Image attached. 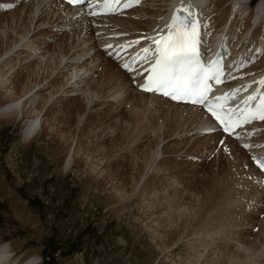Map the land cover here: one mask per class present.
Returning <instances> with one entry per match:
<instances>
[{"label": "rangeland", "instance_id": "rangeland-1", "mask_svg": "<svg viewBox=\"0 0 264 264\" xmlns=\"http://www.w3.org/2000/svg\"><path fill=\"white\" fill-rule=\"evenodd\" d=\"M30 2L0 15V49L7 53L0 62V72L7 69L6 80L0 81V104L20 94L28 81L46 80L27 99H33L34 107H44L43 130L34 138L23 139L25 117L0 118V239L17 245L13 257L33 253L39 256L38 264H264V216L246 208L249 198L257 202L256 196L239 183L243 174L228 168V151L201 156L208 138L182 139L186 131L174 134L165 107L153 105L155 112L150 109L148 117L146 99L134 90L121 96L122 101L128 97L140 102L131 113L130 104L107 97L111 86L103 84L102 76L100 90L95 83L92 89L97 88L99 99L86 105L82 91L92 86L105 63L90 50L93 63H87L92 60L88 53L74 59L77 65L91 67L89 76L61 88L55 77L62 78L73 66L66 67L67 61L81 36L77 40L67 31L51 30L49 25L58 24L52 7L41 5L31 15ZM49 36L54 40L45 42ZM28 41L40 49L28 47ZM65 49L66 61L58 64ZM39 56L45 67L56 64L51 75L32 72ZM17 73L25 80L21 86H16ZM52 77L57 81L48 83ZM192 136L198 141L194 146ZM68 154L73 161L63 171ZM210 210L214 216L209 220ZM200 213L202 222L197 223Z\"/></svg>", "mask_w": 264, "mask_h": 264}, {"label": "bare ground", "instance_id": "bare-ground-1", "mask_svg": "<svg viewBox=\"0 0 264 264\" xmlns=\"http://www.w3.org/2000/svg\"><path fill=\"white\" fill-rule=\"evenodd\" d=\"M33 1V3L32 4H29V12L31 13V15H33V11H35V9H37V11L39 10H41L42 8H40L41 7V5L43 4V7L44 6H46V3H44V1H47V0H38L36 3L34 2V0H32ZM169 1L170 0H151V1H149L148 3L150 4V6L149 7H146V8H144V7H140V8H137V9H135L133 12H136L135 13V15H139L140 16V18H138V19H134V18H130V17H127V18H118V17H110L109 19L110 20H112V21H116L120 26H122V27H124L125 29H127V30H132V31H135V32H142L143 30H147V29H149V28H152L156 23H157V21H158V19L160 18V16L164 13V11L166 10V7H167V5L169 4ZM200 1V0H199ZM205 1L206 0H204V2H203V4L205 3ZM227 1L228 0H215V7H214V9L213 10H221L220 11V13L217 15V17L219 18L220 16H222V19H221V23H224L225 22V20L228 18V15H229V12H230V9H231V7H232V5H234L233 6V9H235L234 10V12L236 11V10H239L240 11V13H241V15L243 16L244 14H242L243 12L241 11V9L239 8V7H243L242 6V2H246V0H231V2L232 3H227ZM251 1H253V0H250V2H249V6H251L250 7V12H249V14L248 15H246V16H244V17H246L247 18V22L245 23V26H244V28H247L248 29V27H249V25L251 24V20L253 19L254 21H255V18L256 19H258V17L260 18H262L263 19V21H264V0H259V1H256L255 3H254V6L253 5H251L252 4V2ZM53 2L57 5V7L59 6V7H62V5L58 2V1H55V0H53ZM31 3V2H30ZM227 3V4H226ZM202 4V5H203ZM249 6L248 5H245L243 8H249ZM49 7V6H48ZM50 7H52V6H50ZM58 7V8H59ZM64 8V7H63ZM73 10H76V9H73ZM68 11H71V10H67V12H66V14L68 13ZM57 12H58V10H56V9H53V7H52V13H53V15L55 14L56 15V18L54 19V21H57V19H59L60 17H63L60 13H58L57 14ZM53 15L51 16V17H53ZM50 17V18H51ZM145 17H147V19H144ZM72 18H74V17H72ZM82 19H86V17H82ZM43 22V21H42ZM53 23H55V22H53ZM264 23V22H263ZM51 24V23H50ZM81 25H80V27L77 29V27H75V28H73V29H71L69 32L67 31V34H69V33H71V34H73V36L74 37H76L77 38V40L79 39V37L80 36H82L83 34H82V31H83V29H85V26H84V28H83V23H80ZM56 25V24H55ZM264 26V25H263ZM35 27H37L36 25L34 26V28ZM259 27H260V25H259ZM87 28V27H86ZM260 29V28H259ZM57 33V32H56ZM135 35L137 34V33H134ZM215 37H217V34L215 33V34H213ZM72 36V37H73ZM23 37V36H22ZM86 37V36H85ZM22 40V39H21ZM217 40V39H216ZM79 41H81L78 45H76L75 46V44H72V47L71 48H73V51H74V54H73V56L71 57V60H69V61H67V63L69 62L70 64L69 65H67L66 67H69L70 65H73L71 68H69V69H65L64 70V74H63V77L62 78H60V77H55L56 79H60V81L59 82H57L58 83V85L59 86H61V88H62V86H64V85H66L67 83H75L76 81L78 82V80H79V82L80 81H83V78H86V77H88L89 75H87L88 74V72L91 70V67H86V65L84 64V65H80V64H76L75 63V61H74V59H79L80 58V56L81 55H85L86 53H88L89 52V50H83V49H81L82 48V46L81 45H84L85 44V41L84 40H79ZM78 41V42H79ZM46 42H48L47 40H46ZM63 42V41H62ZM74 42H76L75 40H73V43ZM10 45V44H9ZM28 47H32V48H39L40 49V47L39 46H37V45H33L31 42H27V44H26ZM213 45L214 46H217L218 45V42L217 43H213ZM15 46L16 45H13L12 46V48H11V50L13 49V48H15ZM77 46H79L80 48H78V49H75V47H77ZM68 49H70V47H68ZM68 49H65V50H67L66 51V53L65 54H62V53H60V59H58V61H57V63L59 64V62L60 61H66V59H64L65 58V55L68 53ZM4 50L5 49H0V55L4 52ZM64 50V51H65ZM79 50V51H78ZM63 51V52H64ZM6 52V51H5ZM4 52V54L3 55H1L0 56V62L3 60V58L4 57H6L5 55H7V53H5ZM31 52H33V50H31ZM34 52H36V51H34ZM72 53V52H71ZM70 53V54H71ZM30 56H34L33 54H31ZM85 57V56H84ZM43 56H39V57H37V59H38V62L36 63V65H33V64H35L34 62H32L33 64L31 65V66H33V68L35 67V69L32 71V72H35V74H39V72H42V74L43 73H45V75L47 76V74H48V76L49 75H51L52 74V72H51V70H52V68H54L55 66H56V64L54 65V67H52L51 69L48 67V66H46L45 67V61L44 62H42V60H43ZM28 59H30V58H28ZM104 59V58H103ZM103 59H102V61H103ZM96 60V59H95ZM8 62V61H7ZM5 63V65H7L8 63ZM94 62V59L92 58V60H89V61H87V63L88 64H91V63H93ZM262 62H264V56L262 57ZM3 63V62H2ZM10 64H8L9 66H13V65H11V62H9ZM74 63V64H73ZM78 63V62H77ZM44 65V66H43ZM43 66V67H42ZM94 66V65H93ZM95 66H96V64H95ZM29 67V66H28ZM27 67V68H28ZM32 68V67H31ZM2 69V68H1ZM1 69H0V71H1ZM43 71H42V70ZM68 70V71H67ZM101 72V74L99 73L98 75H99V79L97 78V77H95V79H92L93 81H91V83H92V86H90V85H88V87L87 88H84V90L82 91V92H86V94L84 95V97L86 98V99H84V101H85V103H86V105H87V103H91L95 98H98L99 99V97H98V95H96V94H98V93H96V92H98L99 90H100V88L99 87H97L98 86V81H101L100 80V77L102 76L103 77V84H105V85H110L111 87H110V89H109V92L108 93H110L109 95H108V93H107V97H111V96H113V97H119V99H121V96L123 95V94H125L124 92L126 91V88H129V89H131V90H134L135 91V94L136 95H138L140 98H144V99H146L147 97H149L150 95L149 94H147V93H142V92H139V91H137L136 90V88L135 87H133V86H131V84H130V81H129V83H128V81H127V78H128V76H127V74L124 72V71H122V70H120L117 66H116V64L114 63V62H112L110 59H106L105 60V63H103L102 64V70H100ZM2 72H3V70H2ZM6 72H7V69H6V71L5 72H3V73H1L0 72V81L1 82H3L4 81V78H5V80H6ZM31 72V71H30ZM22 73V72H21ZM101 77V78H102ZM16 80L18 81V83H17V81L15 82V83H17L16 84V86L17 85H20V84H22L23 83V81L22 80H24L23 79V77H22V75H20L19 73H17V75H16ZM53 79V77L52 78H49V80L47 81L48 83L51 81V83L52 82H55V81H57L56 79ZM244 78H246V76H244ZM52 79H53V81H52ZM87 80V79H86ZM25 81V80H24ZM127 81V82H126ZM78 82V83H79ZM86 83H87V81H86ZM97 84L96 85V87L98 88V91H97V88L95 89L96 90V92L94 93H92V91L94 90L93 88L95 87V84ZM3 84V83H2ZM2 84H0V85H2ZM5 84V83H4ZM27 84V85H26ZM46 84V80L44 79V81H42L40 84L39 83H37L35 80L34 81H28V83H25V85L26 86H28L27 88L25 87V88H23V93L21 92L20 94H17V92H16V95H14L12 98H10V99H8L7 101H5V102H3L2 104H0V118L2 119V117H5L6 119H4V121H8V120H11V119H15V118H26L25 119V121H24V128H23V139L24 140H30V139H32V138H34L38 133H39V129L41 128L42 130H43V127H42V118H41V112H42V110H43V108H39V107H37V106H33V99L32 100H30V101H28L27 99H29L30 97H31V95H32V92H33V90L32 89H35L37 86V89H36V91L37 90H39L41 87H43L44 85ZM101 84H102V82H101ZM39 85H41V86H39ZM69 85H71V84H69ZM100 85V84H99ZM15 86V85H14ZM21 86V85H20ZM104 86V85H103ZM127 86V87H126ZM1 87V86H0ZM77 87V86H76ZM76 87H73L72 89H69V91H71V90H74V88H76ZM109 87V86H108ZM18 89V88H17ZM93 89V90H92ZM25 90V91H24ZM113 90V91H112ZM21 91V90H20ZM19 91V92H20ZM35 91V90H34ZM112 92V93H111ZM91 93V94H90ZM100 93V92H99ZM90 94V95H89ZM9 95H12V93H10ZM126 95V94H125ZM9 97V96H8ZM106 97V98H107ZM112 97V98H113ZM127 97V96H126ZM133 97V96H132ZM137 97V96H136ZM146 97V98H145ZM152 97V96H151ZM111 98V99H112ZM128 98V97H127ZM126 98V100H123L122 101V99H121V103L123 102V105L125 106V104H127L128 106H129V104L132 106L131 107V110H132V112L131 113H133V114H135V112L137 111V109H138V107H139V105L138 104H140V102H136V101H130V99L128 100ZM152 98H154V99H159V101H160V105L161 106H164L165 107V112H164V115H165V119H168L169 120V122H170V125H171V131L174 133V134H176V133H178V132H192V131H194V129H195V127L198 125V123H200V119H201V117L199 116V114L196 112V109L195 108H193V107H191V106H189V105H182V104H174V103H171V102H169V101H167V100H165V99H162V98H160V97H157V96H155V97H152ZM109 99L110 98H108L107 100L109 101ZM118 99V98H117ZM138 99V98H137ZM44 100V99H43ZM46 100V99H45ZM87 100V101H86ZM97 100V99H96ZM116 100V99H115ZM128 100V101H127ZM81 101V100H80ZM146 101H147V99H146ZM146 101L143 103V107H144V109L145 110H147V112L149 113L147 116L149 117L150 115H151V112L149 111L150 109H151V111H153V113L155 112V108L153 107V102L152 101H150V102H148V103H146ZM83 102V101H82ZM94 102V101H93ZM161 102H163V103H161ZM79 103V102H78ZM138 106V107H137ZM159 106V105H158ZM31 107V108H30ZM71 108V107H70ZM164 110V109H163ZM42 116H43V114H42ZM142 116V115H141ZM113 118V117H112ZM97 119V118H96ZM92 122V121H91ZM44 124H46V123H44ZM194 124V125H193ZM262 124H264V123H262ZM201 126H203V125H201ZM50 128H51V126H50ZM53 128V127H52ZM49 129V128H48ZM93 129V128H92ZM95 130V129H94ZM45 132H47V130H45ZM84 132V131H83ZM46 134V133H45ZM83 135V134H82ZM192 135H196V133H193ZM197 136V135H196ZM218 136V135H217ZM203 138H206V136H202ZM210 137H213V138H215V139H217L216 137H214L213 135H208L207 136V138L208 139H210ZM219 137V136H218ZM194 138V139H193ZM206 138V139H207ZM220 138V137H219ZM218 138V139H219ZM186 139H188V138H186ZM192 139L194 140L192 143H194L193 144V146L195 145V144H197V139L195 138V136L193 137L192 136ZM252 138H248L247 137V140L253 145V142H251L250 140H251ZM260 141H263L264 140V136H262L261 137V139H259ZM200 141V140H199ZM226 141L228 142V143H225L226 144V147L228 148V153H229V155L227 156V161L229 160V163L228 164H230L229 165V169H230V166L231 167H235V170H236V173L238 174H241V176H242V174H243V176H244V173H245V175L246 176H242V179H241V181L240 180H238L239 181V183L241 182L242 183V185H246V186H248L249 188L248 189H250V190H252V192H253V194L256 196V198H255V201H258L259 199H260V197H263V195L261 196V193H264V191H259V190H257L256 188H258V186L260 185L261 186V184H260V179H256V177H254V174H257V172L255 171V169L251 166V163H250V161H249V156H248V160L246 159V154H247V152L244 150V149H242L239 145H238V143H236V142H234V141H232L231 139H229V138H226ZM205 142V140L202 142V143H204ZM206 143V142H205ZM91 144V143H90ZM113 144H114V142H113ZM71 145V144H70ZM199 145V144H198ZM200 145H201V143H200ZM182 146V145H181ZM66 150V149H65ZM122 150V149H121ZM156 151V150H155ZM154 154V153H153ZM225 154H226V152H225ZM158 155V154H157ZM76 156V155H75ZM226 157V156H225ZM100 160V159H99ZM64 162H63V166H62V170L63 171H65L66 170V168H68L69 166H71V163H72V161H73V159H72V157L70 156V154H68V157L66 158V159H64L63 160ZM243 161H244V163H243ZM226 164H227V162H226ZM223 165V164H222ZM241 165H247V168H248V170L246 171V170H244V169H241ZM93 167H95L94 165H93ZM249 167H251V170H252V172H251V170H250V168ZM90 168H92V166L90 167ZM89 168V169H90ZM226 168V167H225ZM227 168V169H228ZM95 169V168H94ZM228 169V170H229ZM227 170V171H228ZM90 171H92V170H90ZM89 171V172H90ZM231 170H229V172H230ZM95 172V171H94ZM235 172V171H234ZM233 172V173H234ZM251 173H252V175H251ZM248 175H251L253 178H255V180L254 179H248ZM225 177V176H224ZM240 177V176H239ZM226 178V177H225ZM243 178H245V179H243ZM254 180V181H253ZM238 181H236V184L238 183ZM112 183V182H111ZM239 185V184H238ZM237 185V186H238ZM241 185V184H240ZM215 186H216V184H215ZM246 186H244L245 188H246ZM213 187L214 186H212V190H214L213 189ZM120 190V189H119ZM239 190V189H238ZM195 191V190H194ZM226 191V190H225ZM231 191V190H230ZM229 191V192H230ZM245 191H247V189L245 190ZM249 191V190H248ZM255 191H257V192H255ZM209 192V191H208ZM212 192V191H211ZM232 192V191H231ZM214 193V192H213ZM216 193V192H215ZM250 193V192H249ZM216 195V194H215ZM214 195V196H215ZM203 196V195H202ZM213 196V195H212ZM205 197V196H204ZM206 198V197H205ZM216 198V197H215ZM218 200V199H217ZM232 200V199H231ZM172 204V203H171ZM211 204V203H210ZM220 204V203H219ZM178 205V204H177ZM177 205H175V206H177ZM214 205V204H213ZM179 206V205H178ZM216 206V205H215ZM182 207V206H181ZM194 207V206H193ZM195 207H196V205H195ZM199 207H201V205L199 206ZM218 207H219V205H218ZM176 208V207H175ZM202 208V207H201ZM196 209V208H195ZM149 210V209H148ZM147 210V211H148ZM202 210H204V208L202 209ZM153 212V211H152ZM196 212V211H195ZM206 212H208V211H206ZM215 212V211H214ZM170 213V212H169ZM225 213V212H224ZM228 213V212H227ZM151 214V213H150ZM160 214H162V213H160ZM167 213H165V215H166ZM201 214V213H200ZM206 214V213H205ZM217 214V213H216ZM149 215V214H148ZM171 215V213L170 214H167V217H169ZM173 215H174V212H173ZM190 215H192V213L190 214ZM202 215L203 214H201V217H200V219L197 221V223L199 222V223H201L202 222V220H201V218H202ZM220 215V214H219ZM157 216V215H156ZM160 216V215H159ZM183 216V215H182ZM214 216V213H213V210H210L209 211V213H208V219L210 220V218H212ZM216 216V215H215ZM149 217V216H148ZM170 217H172V216H170ZM169 217V218H170ZM174 217V216H173ZM190 217H192V216H190ZM204 217V216H203ZM207 217V216H206ZM217 217V216H216ZM199 218V217H198ZM219 218V217H218ZM182 220H184L183 218H182ZM189 220V219H188ZM187 220V221H188ZM192 220V219H191ZM168 221V220H167ZM185 221V220H184ZM190 221V220H189ZM188 221V222H189ZM170 222V221H169ZM187 222V223H188ZM191 222V221H190ZM205 222V221H204ZM204 222H203V224H204ZM171 223V222H170ZM173 223V222H172ZM185 223L186 222H184V228H185ZM192 223H193V220H192ZM196 223V222H195ZM165 224V223H164ZM174 224V223H173ZM187 225V224H186ZM205 225V224H204ZM188 226H190V225H188ZM194 227V226H193ZM171 228V227H170ZM180 228V227H179ZM183 228V227H182ZM185 230V229H184ZM186 231V230H185ZM215 233V232H214ZM17 244V243H16ZM19 246V245H18ZM240 247V246H239ZM16 248H17V245H15V243L14 244H11V243H8V242H3V241H1V239H0V264H38V259H39V256L38 255H36V254H33V253H27V254H24V255H22V256H17L16 255V257H12V258H10L9 256H11L12 255V253L14 254V252L16 251ZM201 249V248H200ZM198 252H195V255L197 254ZM192 254H193V252H192ZM198 255H201L200 253L198 254ZM198 255H196V256H198ZM240 256V255H239ZM223 257V256H222ZM237 257V256H236ZM192 258V257H191ZM199 258V257H198ZM232 258V257H231ZM195 260H197V259H195ZM190 261V260H189ZM192 262H193V260H191ZM226 261V260H225ZM228 261V260H227ZM226 261V262H227ZM247 261V260H246ZM187 262V261H186ZM212 262V261H211ZM254 262V261H253ZM195 263V262H194ZM255 263V262H254ZM189 264H191V263H189ZM193 264V263H192ZM197 264V263H196ZM205 264H207V263H205ZM229 264V263H228ZM244 264V263H243Z\"/></svg>", "mask_w": 264, "mask_h": 264}, {"label": "snow or ice", "instance_id": "snow-or-ice-1", "mask_svg": "<svg viewBox=\"0 0 264 264\" xmlns=\"http://www.w3.org/2000/svg\"><path fill=\"white\" fill-rule=\"evenodd\" d=\"M120 2L121 0H103L102 6L104 9L115 11L113 5ZM68 3L80 4L83 3V0H68ZM181 3L183 4V0ZM181 11L187 12V16L192 15L188 9L177 8L170 23L166 25V33L151 38L155 44L156 58L155 62L145 70L148 75L145 83L140 85L141 89L160 92L173 100H186L193 104L203 105L211 117H214L223 126V131L233 135L236 134L234 129L243 124L251 123L253 120L264 121V95L259 98L256 95L248 96L243 101L248 107L240 110L239 114L234 109L209 99L208 93L211 91L209 82L212 80H216L218 83L222 82L220 72L223 69L216 68L214 70L211 64L205 65L200 62L197 21L193 18L186 22V18L179 17ZM91 14L100 13L93 11ZM143 51L147 53L150 49L145 48ZM122 67L128 69L130 66L124 64ZM258 83L264 86V78ZM219 99V97L215 98V100ZM255 100L258 102L252 105L250 102ZM244 147L249 148L253 145H244ZM253 159L257 160L259 166L264 169V159L255 157Z\"/></svg>", "mask_w": 264, "mask_h": 264}]
</instances>
